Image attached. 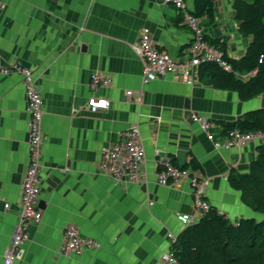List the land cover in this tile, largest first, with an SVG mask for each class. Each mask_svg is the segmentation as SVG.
Listing matches in <instances>:
<instances>
[{"label":"crops","instance_id":"crops-1","mask_svg":"<svg viewBox=\"0 0 264 264\" xmlns=\"http://www.w3.org/2000/svg\"><path fill=\"white\" fill-rule=\"evenodd\" d=\"M186 2L194 12L196 0ZM212 2L213 17L198 16L207 41L230 59L243 58L252 37L240 31L235 0ZM143 28L173 58L188 54L192 32L163 0H0V264L18 221L29 161L23 76L1 70L14 61L32 70L42 97L43 143L37 205L42 216L29 224L13 264H166L162 256L188 226L183 220L196 223L204 214L194 206L189 179L158 182L157 155L177 166L179 153H185V165L194 161L199 168L189 169L210 181L207 201L231 221L264 218L229 181L232 171L249 172L262 143L215 147L192 119L207 118L216 141L223 142L225 125L264 109V93L242 100L237 92L215 87L214 80L203 81L204 66L143 84V65L133 48ZM95 73L110 77L111 84L92 89ZM90 97L110 105L92 111ZM133 125L145 148V178L119 183L99 164L104 149ZM68 225L98 247L63 255Z\"/></svg>","mask_w":264,"mask_h":264},{"label":"built area","instance_id":"built-area-1","mask_svg":"<svg viewBox=\"0 0 264 264\" xmlns=\"http://www.w3.org/2000/svg\"><path fill=\"white\" fill-rule=\"evenodd\" d=\"M164 3L172 5L182 16V22L189 27L192 32L191 45L188 54L182 59L173 58L166 50L160 48L151 38L148 28H143L140 32L138 42L134 45V52L143 65L142 83L147 84L159 77L168 74L183 75L190 70H197L200 67L215 64L221 69L231 72L233 67L226 58L224 52L218 47L210 44L206 39L201 20L188 7L186 0H163ZM264 56H260L262 62ZM3 73L17 72L23 76L25 87L27 110L29 119V141L28 153L29 161L21 184L20 212L18 221L14 229L12 242L8 247L2 264H13L18 258L23 244L29 237V224L41 219V212L38 209V199L40 195V172L41 155L43 143V100L37 89L34 75L30 68L14 61L4 66ZM235 74L240 78L251 77L256 74V70L247 74ZM112 80L108 76L95 73L91 76L90 87H107ZM128 97L133 95V91H127ZM110 101L106 98L90 97L88 107L92 111L107 109ZM193 121L197 122L206 132L208 138L215 147L230 149L241 147L249 141L257 140L264 144V132L243 133L238 129L227 132L223 142L216 141L211 132L212 123L205 117L192 115ZM145 148L139 138V127L133 125L120 134L119 140L103 151V160L99 164L100 169L119 183H141L144 181ZM157 162L162 167L158 173V182L163 185L176 184L180 180L189 179L194 197L196 210L205 214L211 209L210 203L205 197L206 189L210 181L201 177L191 169L180 168L174 165L170 158L157 155ZM8 208V204L5 205ZM185 224H191V220L184 219ZM173 238V237H172ZM176 241L173 238V243ZM98 243L89 237L81 235L75 225H68L64 231L60 252L63 255H81L85 250L95 249ZM166 264H181L172 250L162 256Z\"/></svg>","mask_w":264,"mask_h":264},{"label":"trees","instance_id":"trees-1","mask_svg":"<svg viewBox=\"0 0 264 264\" xmlns=\"http://www.w3.org/2000/svg\"><path fill=\"white\" fill-rule=\"evenodd\" d=\"M236 19L240 31L251 36L252 42L239 60L230 59L233 67L228 72L215 64L207 65L216 72L217 88L237 92L242 100L264 93V0H235ZM212 0H196V16L214 15ZM256 70V74L244 80L238 77ZM238 129L243 133L264 132V109L250 111L233 126H224V133ZM174 163V162H173ZM176 165V163H174ZM183 168L196 170L199 166L191 161ZM231 185L241 192L242 200L252 210L264 215V144L258 146L257 157L248 173L232 171ZM171 250L181 264H264V218H240L231 221L218 209L211 207L199 221L188 225L172 244Z\"/></svg>","mask_w":264,"mask_h":264},{"label":"water","instance_id":"water-1","mask_svg":"<svg viewBox=\"0 0 264 264\" xmlns=\"http://www.w3.org/2000/svg\"><path fill=\"white\" fill-rule=\"evenodd\" d=\"M216 72L207 65L202 68V80L207 84H212ZM185 165V153H179V167L183 168Z\"/></svg>","mask_w":264,"mask_h":264}]
</instances>
